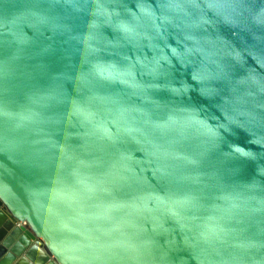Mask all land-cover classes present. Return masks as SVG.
<instances>
[{
	"label": "water",
	"instance_id": "1",
	"mask_svg": "<svg viewBox=\"0 0 264 264\" xmlns=\"http://www.w3.org/2000/svg\"><path fill=\"white\" fill-rule=\"evenodd\" d=\"M0 264H264V0H0Z\"/></svg>",
	"mask_w": 264,
	"mask_h": 264
}]
</instances>
